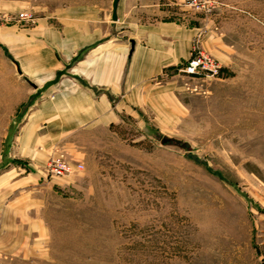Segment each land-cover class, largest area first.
Returning a JSON list of instances; mask_svg holds the SVG:
<instances>
[{
  "label": "rangeland",
  "instance_id": "rangeland-1",
  "mask_svg": "<svg viewBox=\"0 0 264 264\" xmlns=\"http://www.w3.org/2000/svg\"><path fill=\"white\" fill-rule=\"evenodd\" d=\"M93 1L0 0V28ZM216 1L199 48L220 74L188 76L186 62L149 102L113 104L112 125L65 137L24 183L30 211L0 264H264V0ZM57 157L71 174L48 175Z\"/></svg>",
  "mask_w": 264,
  "mask_h": 264
},
{
  "label": "crops",
  "instance_id": "crops-1",
  "mask_svg": "<svg viewBox=\"0 0 264 264\" xmlns=\"http://www.w3.org/2000/svg\"><path fill=\"white\" fill-rule=\"evenodd\" d=\"M185 1L119 0L114 20V0H94L0 28V247L30 211L24 183L65 137L115 123L113 104L149 102L152 81L211 46L214 14Z\"/></svg>",
  "mask_w": 264,
  "mask_h": 264
},
{
  "label": "built area",
  "instance_id": "built-area-1",
  "mask_svg": "<svg viewBox=\"0 0 264 264\" xmlns=\"http://www.w3.org/2000/svg\"><path fill=\"white\" fill-rule=\"evenodd\" d=\"M185 5L195 11L209 12L216 9L218 2L216 0H186ZM31 14L23 12L19 14V20L31 21ZM183 73L191 77L214 78L217 77L222 69L221 64L211 55L203 52L199 45L194 44L191 56L184 65ZM73 165L71 162L65 160L63 157L53 159L48 167V175L63 177L73 172Z\"/></svg>",
  "mask_w": 264,
  "mask_h": 264
},
{
  "label": "water",
  "instance_id": "water-1",
  "mask_svg": "<svg viewBox=\"0 0 264 264\" xmlns=\"http://www.w3.org/2000/svg\"><path fill=\"white\" fill-rule=\"evenodd\" d=\"M118 1L119 0H114V4H113V9H114L113 17H114V20L116 19V10H117Z\"/></svg>",
  "mask_w": 264,
  "mask_h": 264
}]
</instances>
